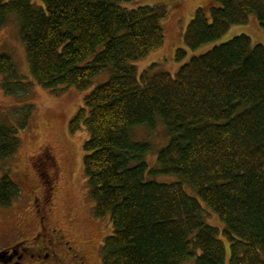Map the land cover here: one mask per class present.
I'll return each mask as SVG.
<instances>
[{"label": "trees", "instance_id": "16d2710c", "mask_svg": "<svg viewBox=\"0 0 264 264\" xmlns=\"http://www.w3.org/2000/svg\"><path fill=\"white\" fill-rule=\"evenodd\" d=\"M132 1L0 0V28L17 16L32 81L45 90L83 91L112 68L69 121L70 134L81 128L89 134L82 166L93 215L108 216L113 229L100 261L264 264V45L241 34L190 57L175 75L151 74L154 64L139 74L134 63L164 46L167 12L163 5L127 8ZM251 15L264 29V0H209L183 31L186 49L175 51V61L247 24ZM31 84L9 54L0 55L4 94L19 95ZM31 110L0 112V163L19 148V126L9 116L19 115L24 127ZM160 120L169 142L150 170L151 143L134 142L131 130H152ZM38 173L50 196L53 178L44 168ZM148 173L178 180L162 184ZM19 195L9 172L2 174L0 207ZM203 204L224 224L222 231L205 223Z\"/></svg>", "mask_w": 264, "mask_h": 264}, {"label": "rangeland", "instance_id": "374dc122", "mask_svg": "<svg viewBox=\"0 0 264 264\" xmlns=\"http://www.w3.org/2000/svg\"><path fill=\"white\" fill-rule=\"evenodd\" d=\"M208 1L133 0L131 3L125 4L127 8L163 5L167 12L166 18L161 21L165 33L164 46L149 52L145 59L134 63L139 74L147 71L154 64L155 67L151 70V74L169 72L171 75H175L179 68L189 61L190 57L205 53L214 46L241 34L247 35L252 41V45H264V29H261L257 19L251 15L247 24L231 26L219 40L204 45L198 50H186L187 58L176 62L175 51L178 48L186 49L183 43V31L197 8L205 6ZM32 2L40 4V0H32ZM7 19L5 25L0 28V55L9 54L18 71L32 84L27 90L16 96L4 94L0 88V112L9 114L10 110L23 105H32V110L24 127H20L19 115L9 116L10 121L13 120L15 125L19 126V148L10 159L0 163V173L4 169L9 171L11 178L18 184L20 195L13 200L14 202L23 198L26 210L33 215V197L36 196L37 208L41 211L47 229L59 231L58 233L62 235L61 240L66 241L67 244L70 242V245L77 249L81 247L87 256L88 264H102L100 248L103 239L110 236L113 229L108 216L97 218L93 215L94 204L89 198L86 176L82 166L84 156L82 143L89 134L83 128L75 134H70L69 121L76 113L75 111L82 107L84 96L109 80L112 68L106 66L101 73L94 76L92 84L86 90L78 91L74 87H68L58 93L49 92L32 81L29 62L19 36V19L15 15H9ZM163 128L164 125L160 120L152 130L145 127H134L131 130V139L134 142L147 141L151 143L152 149L145 156V162L150 170L157 166V155L161 148L169 142ZM43 168L45 176L53 178L54 190L50 196H46L44 185L39 178L38 170L43 171ZM147 179H153L163 184L173 183L178 180V177L148 173ZM185 187L188 193L195 196L196 193L189 185ZM203 209L205 223L222 231L225 226L216 214L206 208L204 204ZM22 215L24 214L22 213ZM30 217L33 220V217ZM0 226L3 228L1 224ZM62 257L60 256L58 263L48 260L46 264H75L67 254ZM182 264H195V259H189ZM225 264H229V258Z\"/></svg>", "mask_w": 264, "mask_h": 264}, {"label": "flooded vegetation", "instance_id": "af4514ba", "mask_svg": "<svg viewBox=\"0 0 264 264\" xmlns=\"http://www.w3.org/2000/svg\"><path fill=\"white\" fill-rule=\"evenodd\" d=\"M6 173L4 169L0 174ZM36 199L33 197V215L26 210L23 198L0 207V264H46L48 260L58 263L66 254L75 264H88L81 247L77 249L63 240L64 243L59 231L47 229Z\"/></svg>", "mask_w": 264, "mask_h": 264}]
</instances>
